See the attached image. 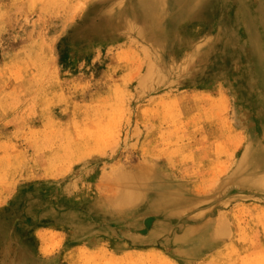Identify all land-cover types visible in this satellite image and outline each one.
Wrapping results in <instances>:
<instances>
[{
  "label": "rangeland",
  "instance_id": "374dc122",
  "mask_svg": "<svg viewBox=\"0 0 264 264\" xmlns=\"http://www.w3.org/2000/svg\"><path fill=\"white\" fill-rule=\"evenodd\" d=\"M153 1L0 0V264H264V0Z\"/></svg>",
  "mask_w": 264,
  "mask_h": 264
},
{
  "label": "bare ground",
  "instance_id": "6f19581e",
  "mask_svg": "<svg viewBox=\"0 0 264 264\" xmlns=\"http://www.w3.org/2000/svg\"><path fill=\"white\" fill-rule=\"evenodd\" d=\"M259 1V0H258ZM257 1V2H258ZM139 11L141 12L142 16H148L149 13H154V11L156 10V6L153 0H139ZM164 4V2H163ZM260 8V7H259ZM157 15V14H156ZM264 20V17H263ZM251 41L253 42V40L251 39Z\"/></svg>",
  "mask_w": 264,
  "mask_h": 264
}]
</instances>
